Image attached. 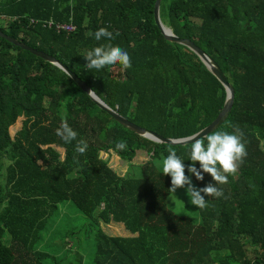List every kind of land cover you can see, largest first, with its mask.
<instances>
[{"label": "trees", "instance_id": "obj_1", "mask_svg": "<svg viewBox=\"0 0 264 264\" xmlns=\"http://www.w3.org/2000/svg\"><path fill=\"white\" fill-rule=\"evenodd\" d=\"M155 3L0 0V30L67 65L126 118L166 137L194 135L220 116L227 91L194 52L164 39ZM161 18L209 53L235 89L232 113L217 131L238 125L248 155L227 184L217 185L224 196L205 197L199 222L171 210V177L156 165L169 148L198 188L215 183L210 174L199 181L187 171L191 144L170 146L136 133L62 70L0 36V161L11 162L0 180V264H45L50 255L36 241L68 200L97 226L94 264H264V0H162ZM101 27L129 53L131 68L86 67L85 53L109 43L95 39ZM62 121L87 142L84 155L76 141L56 134ZM122 140L127 150L116 149ZM140 151L137 177L128 169ZM2 170L0 164V177ZM112 222L130 233L101 228Z\"/></svg>", "mask_w": 264, "mask_h": 264}, {"label": "clouds", "instance_id": "obj_2", "mask_svg": "<svg viewBox=\"0 0 264 264\" xmlns=\"http://www.w3.org/2000/svg\"><path fill=\"white\" fill-rule=\"evenodd\" d=\"M118 34L116 33V35ZM94 37L97 41L105 39L109 43L94 47L85 53L84 59L87 62V68L99 71L107 66L117 64L125 70L132 67L129 53L110 43L111 40L115 39V36L108 28H99L94 33ZM93 93L94 90L91 94ZM232 127L233 132L231 133L215 131L203 138H197L200 137V134L196 133L189 140L192 164L187 166V171L199 181H204L205 173L210 174L215 181V183H209L202 188H198L193 184L191 176L186 175L184 161L177 155L175 150L169 148L168 155L163 160V174L171 177L169 192L176 193L178 189H185L190 204L199 209L207 207L205 197L220 198L224 196L223 189L218 188L217 185L227 184L228 177L236 175L248 155L243 130L238 125ZM56 134L65 143L76 141V153L80 155L86 153L88 149L87 142L82 139L77 140L78 133L73 130L67 121L61 122L60 127L56 129ZM115 147L117 150H127V142L119 141ZM197 162L199 168L196 167Z\"/></svg>", "mask_w": 264, "mask_h": 264}, {"label": "rangeland", "instance_id": "obj_3", "mask_svg": "<svg viewBox=\"0 0 264 264\" xmlns=\"http://www.w3.org/2000/svg\"><path fill=\"white\" fill-rule=\"evenodd\" d=\"M19 125H21V122H17L13 126V134ZM144 158L145 152H138L134 162H129L128 172L141 177V166L144 164ZM121 160L124 161L122 158ZM163 160L164 158L156 159V165L162 172ZM10 163L8 158H2L0 161V164H3L0 180H5L7 167ZM193 184L197 187L194 181ZM167 202L169 208L177 214L188 216L199 222V208L190 204L185 189H178L176 193H171ZM101 228L111 235H127L130 233L122 223L118 222L103 223ZM96 229L97 226L92 222V219L83 214L73 201H64L58 205V209L47 219L46 226L39 233L35 247L50 255L45 264H94ZM248 249L250 255H252L255 248L248 244Z\"/></svg>", "mask_w": 264, "mask_h": 264}, {"label": "water", "instance_id": "obj_4", "mask_svg": "<svg viewBox=\"0 0 264 264\" xmlns=\"http://www.w3.org/2000/svg\"><path fill=\"white\" fill-rule=\"evenodd\" d=\"M161 3L162 0H156L154 7V20L157 27L161 31V34L164 36V39L171 43L185 46L188 49H190L192 52H194L200 58L202 63L206 65L207 68L221 81V83L224 85L227 91V100H226L225 108L220 114V116L210 126L198 132L200 134V137L197 138H203L206 135L217 131L228 120L229 116L232 113V108L235 101V89L233 85L229 83L228 77L224 72V70L222 69V67L209 53L204 51L192 40L187 39V37H183V39H181V37L177 36L170 27L164 24L161 18ZM0 36L3 37V39H5L8 43L12 44L13 46L20 48L23 51L28 52L33 56L42 59L43 61L50 63L56 66L57 68H59L60 70H62L79 86L82 92H84L100 110L108 112L117 121H119L121 124L125 125L129 129L135 131L136 133L142 136L155 140V142L161 144H167L170 146L190 145L189 140L193 135H189L186 137H179V138L166 137L154 130L148 129L132 121L129 118H126L118 110L112 108L105 100L101 99L98 95H96L95 92L91 94L92 89L85 82H83L82 79L79 78V76L76 73H74L67 65L63 64L61 61H58L57 59L47 55L46 53L32 49L26 46L25 44H22L12 39V37L6 35V33H4L1 30H0Z\"/></svg>", "mask_w": 264, "mask_h": 264}, {"label": "built area", "instance_id": "obj_5", "mask_svg": "<svg viewBox=\"0 0 264 264\" xmlns=\"http://www.w3.org/2000/svg\"><path fill=\"white\" fill-rule=\"evenodd\" d=\"M63 28H65V29H67V30H69V31L74 30V27H72V26H69V27L64 26Z\"/></svg>", "mask_w": 264, "mask_h": 264}]
</instances>
